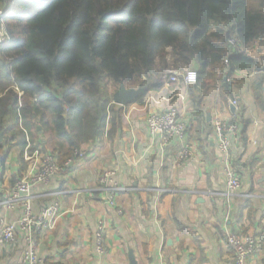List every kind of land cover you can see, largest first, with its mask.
I'll use <instances>...</instances> for the list:
<instances>
[{
    "label": "crops",
    "instance_id": "1",
    "mask_svg": "<svg viewBox=\"0 0 264 264\" xmlns=\"http://www.w3.org/2000/svg\"><path fill=\"white\" fill-rule=\"evenodd\" d=\"M239 49L264 66V47L258 39ZM189 67L197 69L171 53L166 61L157 60L159 74H177L180 80L161 82L158 89L118 104L124 108L118 125L110 122L105 133L83 143L84 158L71 164H65L68 158L60 160L62 169L48 184L32 186L36 215L56 204L47 229L36 235L43 264H130V250L139 264H234L227 239L230 231L253 232L257 245L247 264H263L264 82L257 98L253 81L263 79L264 71L236 70L229 79L231 92L223 93L220 85L208 89L184 84L182 71ZM172 106L189 124V135L164 143L150 134L146 118ZM217 115L239 126L232 147L241 187L228 220L222 196L227 179L213 131ZM41 129H36L38 134L25 130L24 142L12 137L10 148L2 153L0 223L20 218L21 208L8 209L2 202L15 181L30 175L44 153L51 152L44 146L48 137ZM51 142L58 146L52 136ZM183 151L189 156L181 159ZM111 168L117 169L116 182L126 188L113 205L98 182L100 174ZM99 221L105 225L101 254L94 245ZM16 235L14 243L0 244V264H22L24 234L17 228Z\"/></svg>",
    "mask_w": 264,
    "mask_h": 264
},
{
    "label": "trees",
    "instance_id": "2",
    "mask_svg": "<svg viewBox=\"0 0 264 264\" xmlns=\"http://www.w3.org/2000/svg\"><path fill=\"white\" fill-rule=\"evenodd\" d=\"M1 7L11 39L0 45V163L12 137L24 142L25 130L38 134L39 125L45 148L69 158L118 125L124 108L109 83L142 87V97L161 87L157 60L170 53L197 67L195 86L220 85L223 93L233 72L261 67L239 46L258 39L264 47V0H0ZM262 78L253 81L257 98Z\"/></svg>",
    "mask_w": 264,
    "mask_h": 264
},
{
    "label": "built area",
    "instance_id": "3",
    "mask_svg": "<svg viewBox=\"0 0 264 264\" xmlns=\"http://www.w3.org/2000/svg\"><path fill=\"white\" fill-rule=\"evenodd\" d=\"M2 13V12H1ZM0 45L9 41L10 35L3 23H0ZM237 38H229V44L232 47L237 46ZM229 69V58L224 60L225 73ZM199 74L194 68H185L182 71V82L188 86H194L198 83ZM179 75L173 73H163L161 82H177ZM22 96V93H20ZM37 100V97H35ZM233 103L238 105V99L234 98ZM146 124L150 134L158 137L164 143L171 139H184L189 135V124L180 118L179 110L176 106L163 111H153L147 115ZM213 131L216 137L218 150L221 157V165L225 173L227 183L226 189L222 193L225 204L228 207L226 219L230 216V207L232 201L240 194L241 174L233 165V138L237 136L239 131L238 123L229 122L220 116H216L213 123ZM87 150L76 148L72 155L66 160L65 164H71L78 158H84ZM189 156L188 151H183L180 158ZM62 169V164L57 155L46 152L44 153L39 167L26 176L18 178L6 199L2 202L8 209L21 208L20 218L13 223H0V244H11L16 241L17 228L21 229L24 234L25 249L22 254V264H43L42 258L37 250L36 235L48 227L49 220L55 214L56 204L36 215L33 211L32 196L30 190L36 183L48 184L58 171ZM117 169L111 168L104 170L99 178L100 189L106 190L109 195V201L113 205L115 196L125 187L120 186L116 182ZM119 212H122L119 210ZM105 225L103 221L96 224L94 234V245L97 253L101 254L105 250ZM229 244L234 253V264H247L249 258L256 250V236L251 231H230L227 235ZM264 264V259H263Z\"/></svg>",
    "mask_w": 264,
    "mask_h": 264
},
{
    "label": "water",
    "instance_id": "4",
    "mask_svg": "<svg viewBox=\"0 0 264 264\" xmlns=\"http://www.w3.org/2000/svg\"><path fill=\"white\" fill-rule=\"evenodd\" d=\"M257 70L264 71V66L258 67ZM142 92H143L142 87L127 88L125 84L121 83L118 89L113 94V100L117 104L125 105L138 98ZM231 107L233 109H236V107H234L233 105H231ZM129 258H130V264H139L132 250H130L129 252Z\"/></svg>",
    "mask_w": 264,
    "mask_h": 264
},
{
    "label": "rangeland",
    "instance_id": "5",
    "mask_svg": "<svg viewBox=\"0 0 264 264\" xmlns=\"http://www.w3.org/2000/svg\"><path fill=\"white\" fill-rule=\"evenodd\" d=\"M1 12H2V13H1ZM4 13H5V10H4L3 7H1V8H0V16H1V15L3 16ZM216 24H217V22L215 21V22L213 23V25H216ZM0 27H1V26H0ZM5 28H6V27H5ZM8 32H9V31H8ZM0 33H1V30H0ZM9 35H10V38H11V34H10V33H9ZM189 68H190V67H189ZM117 89H118V86H115V84H113V83H109V85H108V92L112 93L113 90L116 91ZM115 91H114V92H115ZM39 126L41 127V125H39ZM39 126H38V127H39ZM38 127H37V128H38Z\"/></svg>",
    "mask_w": 264,
    "mask_h": 264
}]
</instances>
